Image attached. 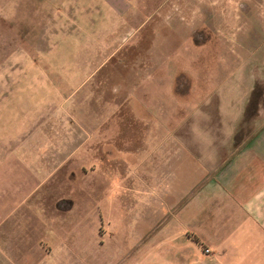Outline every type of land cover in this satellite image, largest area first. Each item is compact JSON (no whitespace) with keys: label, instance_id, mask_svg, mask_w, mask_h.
<instances>
[{"label":"rangeland","instance_id":"374dc122","mask_svg":"<svg viewBox=\"0 0 264 264\" xmlns=\"http://www.w3.org/2000/svg\"><path fill=\"white\" fill-rule=\"evenodd\" d=\"M188 1L191 19L172 23L169 50L151 52L155 37L146 32L153 22L123 36L120 21L97 0H0V220L9 217L0 221V264L12 251L20 264L24 250L55 254L59 247L70 252L62 264H168L157 257L167 254L169 206L165 191L155 189L166 165L165 150L152 159L154 143L185 137L226 143L242 118L249 79L264 71L242 67L245 36L264 28V0L207 4L217 18H203L198 0ZM218 26L231 61L211 58ZM260 35L255 45L262 47ZM262 80L251 100L261 94L264 105ZM151 88L159 90L153 101L159 116L149 125L132 110L136 96ZM253 121L245 117L234 139H252ZM86 126L92 133L83 132ZM88 135L98 144L95 156L83 149L61 169L70 144ZM71 167L79 168L72 177ZM198 248L204 253V245Z\"/></svg>","mask_w":264,"mask_h":264},{"label":"crops","instance_id":"0c3cea01","mask_svg":"<svg viewBox=\"0 0 264 264\" xmlns=\"http://www.w3.org/2000/svg\"><path fill=\"white\" fill-rule=\"evenodd\" d=\"M223 1L198 0V5L201 7L199 14L203 18L209 15H215L217 18L218 13H211L210 8L206 6L207 4L218 6ZM97 2L107 8L110 18L120 21L119 31L123 36L133 30H136V33L144 31L145 22H153L148 29L150 32H146V36L155 37L150 45L151 52H160L164 48L169 50L167 38L173 34L172 23L176 21L183 23L184 20L189 22L191 19V3L188 0H97ZM186 4L188 9L185 7ZM258 19L260 20L261 17L257 15L256 20ZM223 31L224 26H218L213 34L214 47L211 58L214 57L215 63L217 54L226 55L225 57L230 61L235 59L233 52L228 48L230 42L226 41ZM258 32L261 33L260 39H262L259 42H264L263 27L245 36L248 48L244 49L247 54H245V64L242 65L243 69L264 70V46L255 45ZM249 43H253L254 46ZM186 45L188 46L189 43ZM254 73L256 75L249 79V93L242 118L237 122L234 135L230 140L225 141L226 143L192 142L186 137L184 140L172 139L167 144L154 143L153 160L155 156H162L164 152L160 151L165 150V159L163 157L160 160L162 165H166V172L163 174L162 171L163 175L157 177L156 182H159L155 185V189L158 192L165 191L168 198L167 254L165 257L157 254L158 258L166 260L168 264H194L195 261L198 264H264V105L260 107L254 119L258 133L248 141L236 142L234 139L241 128V121L245 117L254 86L260 79L264 81V71L261 75H257L255 71ZM172 88H174L173 84L171 91ZM158 91L151 88L149 94L142 93L144 98L136 96L134 99L136 102L132 110L134 115L140 121L145 118L149 125L152 124L150 120L158 115L157 109L153 106V101L158 100ZM148 96L151 100L150 104L146 102ZM215 115L217 116V113ZM84 128L86 131L83 130V132L92 133L88 126ZM171 128L174 134L176 126L172 124ZM70 145H72V151L63 158L61 169L73 162L71 157L83 149L92 148L91 156L94 157V150L98 146L93 136L89 135L86 141H76ZM103 154L107 156L106 149ZM105 159L107 157L102 158L101 163L110 164L109 159ZM116 162L118 165H127L120 160H114L113 164ZM78 169V167H71L67 175L72 177L76 171L78 173ZM90 170L95 171L94 168ZM76 189L74 187L69 191L70 199L75 205L66 207L71 216L78 204L75 198L78 197L79 191ZM6 220L3 217L0 221ZM59 230L61 231L62 228ZM42 241L37 240V245L43 244ZM67 242L70 243V241ZM162 243L164 242L160 243L163 246ZM198 245H204L205 254ZM57 249L55 254L45 249L43 252L40 248L33 251L24 250L19 260L20 264H31V254L38 260V264H47V261L53 257L57 258L58 264H62L61 262L66 260L70 252L69 249L64 250V247ZM206 249L210 253H206ZM13 252L7 257L8 264H16L15 257L11 256ZM27 255L29 256L26 262Z\"/></svg>","mask_w":264,"mask_h":264},{"label":"trees","instance_id":"16d2710c","mask_svg":"<svg viewBox=\"0 0 264 264\" xmlns=\"http://www.w3.org/2000/svg\"><path fill=\"white\" fill-rule=\"evenodd\" d=\"M256 112H257V101L250 100L248 107H247V110H246V113H245L246 120H248V119L250 120L251 118H253L256 115ZM237 137L238 136H235V138H237ZM235 141L239 142V139H235Z\"/></svg>","mask_w":264,"mask_h":264},{"label":"flooded vegetation","instance_id":"af4514ba","mask_svg":"<svg viewBox=\"0 0 264 264\" xmlns=\"http://www.w3.org/2000/svg\"><path fill=\"white\" fill-rule=\"evenodd\" d=\"M257 85H258V83H256V85L254 86V89H253V91H252V93H251V96H250V100H251L253 94L255 93V90H256ZM261 98H262V95L259 94L258 97H257V100H256V101H257V112H256V115L258 114L259 109H260V107L262 106V105L260 104ZM252 99H253V98H252ZM250 100H249V102H250ZM256 115L253 117L254 119H255ZM253 122H254V121H253Z\"/></svg>","mask_w":264,"mask_h":264},{"label":"built area","instance_id":"2783aa9c","mask_svg":"<svg viewBox=\"0 0 264 264\" xmlns=\"http://www.w3.org/2000/svg\"><path fill=\"white\" fill-rule=\"evenodd\" d=\"M205 252H206V253H210V251H209V250H207V249L205 250Z\"/></svg>","mask_w":264,"mask_h":264}]
</instances>
